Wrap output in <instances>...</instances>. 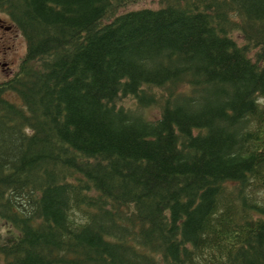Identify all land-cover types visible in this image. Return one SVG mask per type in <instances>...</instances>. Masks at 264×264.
Instances as JSON below:
<instances>
[{"label": "trees", "instance_id": "obj_1", "mask_svg": "<svg viewBox=\"0 0 264 264\" xmlns=\"http://www.w3.org/2000/svg\"><path fill=\"white\" fill-rule=\"evenodd\" d=\"M129 1L0 0V264H264V0Z\"/></svg>", "mask_w": 264, "mask_h": 264}, {"label": "rangeland", "instance_id": "obj_2", "mask_svg": "<svg viewBox=\"0 0 264 264\" xmlns=\"http://www.w3.org/2000/svg\"><path fill=\"white\" fill-rule=\"evenodd\" d=\"M159 0H130L119 10L135 8L145 5L156 6ZM238 33L235 32V35ZM238 40L242 38L237 36ZM26 41L21 32L9 20L5 12L0 11V80L12 75L19 68V63L25 54ZM158 92L159 90L156 89ZM11 98L18 99L15 94L7 93ZM126 106H134L135 99L131 95L120 98ZM144 114L148 118H155L159 114L157 105H149L143 108ZM17 234L14 226L6 220L0 218V238L6 241Z\"/></svg>", "mask_w": 264, "mask_h": 264}]
</instances>
